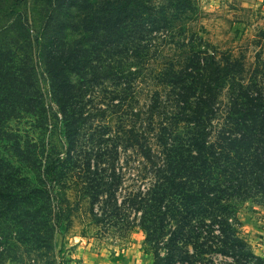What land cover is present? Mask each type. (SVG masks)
Here are the masks:
<instances>
[{
	"label": "trees",
	"instance_id": "obj_1",
	"mask_svg": "<svg viewBox=\"0 0 264 264\" xmlns=\"http://www.w3.org/2000/svg\"><path fill=\"white\" fill-rule=\"evenodd\" d=\"M7 1L5 9L0 0V139H8L9 121L29 114L44 137L50 131L34 145L49 149L48 174L67 158L110 173L100 183L108 192L121 184L128 154L131 211L154 249L173 227L188 254L247 251L235 202L264 196V90L246 85L242 52L212 45L199 0H41L39 27L29 23L25 0ZM41 55L49 98L34 62ZM2 170L0 216L40 219L43 205L27 200L17 172Z\"/></svg>",
	"mask_w": 264,
	"mask_h": 264
},
{
	"label": "rangeland",
	"instance_id": "obj_2",
	"mask_svg": "<svg viewBox=\"0 0 264 264\" xmlns=\"http://www.w3.org/2000/svg\"><path fill=\"white\" fill-rule=\"evenodd\" d=\"M25 1L27 9H32L29 23L39 27L41 0ZM3 3L8 9V1ZM199 6L204 12L199 25L205 27L212 45L225 49L234 47L237 55L242 52L246 63V85L249 87L254 81L256 88L264 90V0H199ZM67 12L68 9L63 8L62 13ZM60 13L61 9L57 7L55 16ZM19 28L20 24H16V29ZM23 38L24 35L18 36L17 47H22ZM34 62L37 63L40 86L49 98L43 55L35 57ZM257 70L255 80L253 72ZM6 127L5 137L8 139H0L3 158L0 165L8 175L17 172L18 182L29 188L28 201L43 206L38 207L41 218L37 220L25 215L19 220L0 216V264H95L100 258L129 250L137 258H142L143 264H264V196L261 194L235 202L242 236L249 246L247 251L240 250V256L203 254L200 247H191L188 254V247L178 242L177 234L173 235V227L165 229L166 236L160 249L156 250L136 220V213L131 211V178L134 177L131 156L122 155V167L118 170L121 184L108 192L100 183L110 181V173L86 171L84 166L79 168L80 165L67 158L55 176L47 173L49 149L45 148L41 153L40 147L36 151L34 145L43 140L46 142L50 131L44 137L43 132L35 127L33 116L22 114L9 121ZM57 139L53 134L51 141L55 144ZM18 141L22 147L20 157L15 153ZM26 156L32 161L25 160ZM5 160L11 161L12 166L5 165ZM42 184L48 191L47 205L39 189ZM200 243L203 246L209 244L203 239Z\"/></svg>",
	"mask_w": 264,
	"mask_h": 264
},
{
	"label": "crops",
	"instance_id": "obj_3",
	"mask_svg": "<svg viewBox=\"0 0 264 264\" xmlns=\"http://www.w3.org/2000/svg\"><path fill=\"white\" fill-rule=\"evenodd\" d=\"M131 252L130 250L128 252H118L109 257L100 258L99 261L96 260L95 264H143V259L137 258Z\"/></svg>",
	"mask_w": 264,
	"mask_h": 264
}]
</instances>
